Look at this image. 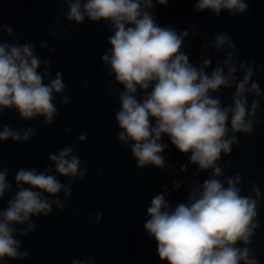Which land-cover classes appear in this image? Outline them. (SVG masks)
I'll use <instances>...</instances> for the list:
<instances>
[{
  "label": "clouds",
  "instance_id": "clouds-1",
  "mask_svg": "<svg viewBox=\"0 0 264 264\" xmlns=\"http://www.w3.org/2000/svg\"><path fill=\"white\" fill-rule=\"evenodd\" d=\"M65 5L61 16L47 26L50 36L57 37L61 18L77 26L86 20L103 22L108 29L110 45L100 57L102 67L114 77L106 87L110 96L119 100L114 114L121 146L130 150L138 169L154 167L171 172L166 163L169 145L188 157L179 166L185 173L189 165L196 169L185 200L173 203L171 192L179 191L184 181L165 184L151 197L143 228L156 242V253L167 264H259L258 250L251 247L256 230L261 227L259 213L264 193L252 181L243 194L242 174H226L233 147H240V135H254L264 121L259 119L264 89L253 79L264 65L242 60L230 33L216 32L211 40L195 22L178 31L175 26H161L155 15L156 5L167 6L169 0H59ZM193 12H211L219 18L222 12L232 17L249 11L251 0H192ZM62 32L67 36L69 26ZM3 34L11 39L6 42ZM203 35L201 55L194 64L184 49L190 41ZM187 41V42H186ZM41 50L54 56L56 48L47 41ZM213 50L222 58L213 67V58L204 55ZM211 70L209 71V69ZM42 69V70H41ZM85 84L89 81L85 79ZM63 73L55 71L52 60L41 59L35 45L20 42L13 28L3 23L0 10V142H27L37 135L34 126L13 127L3 123L5 110H15L20 120L43 118L51 125L61 106L72 103L65 95ZM223 90H232L230 103H223ZM251 98V100H250ZM65 135L71 129L64 128ZM167 137L168 143L163 142ZM76 139L83 142L87 133ZM42 168L20 167L9 181L10 168L3 166L0 155V264L9 260L23 261L29 252L18 237H28L37 229L34 217H48L55 209L63 212L72 197L76 180H84L86 161L65 145L47 156ZM98 173L102 169H97ZM207 178L200 180L201 173ZM60 177L67 178L62 182ZM63 193V199L60 198ZM7 197L6 206H4ZM79 209L76 210L78 214ZM97 212L92 223H99ZM71 264H95V257L74 258Z\"/></svg>",
  "mask_w": 264,
  "mask_h": 264
},
{
  "label": "water",
  "instance_id": "water-1",
  "mask_svg": "<svg viewBox=\"0 0 264 264\" xmlns=\"http://www.w3.org/2000/svg\"><path fill=\"white\" fill-rule=\"evenodd\" d=\"M193 7L192 0H169L167 6L156 5L157 22L161 26L173 25L178 31L188 29L191 33L189 24L195 21L207 33L208 40L216 32L226 31L231 34L242 60H254L264 65V0H251L249 11L243 15L232 17L222 12L218 19L207 10L193 12ZM0 10L3 23L13 28L21 43L32 42L41 59L52 60L53 77L57 70L63 73L67 85L65 95L72 99L71 104L62 107L60 97H56L59 111L49 126L43 125L42 117L22 121L15 110H5L4 124L13 127L32 125L37 130V135L27 142H0L2 164L11 170L9 181L14 182V173L20 167L42 168L49 163L48 154L65 145L74 147L86 161L83 167L87 168L84 180H76L65 210L60 212L53 206V213L48 217H34L38 226L30 236L18 237L29 257L23 261L9 260L8 264H71L74 258H85V254L94 256L95 264H167L159 259L155 240L149 239L143 228L146 209L151 197L165 184L171 190L175 179L183 180L184 184L179 191L171 192L170 199L173 203L185 200L196 166L189 165L188 171L181 173L179 166L186 163L188 157L169 145L165 156L166 163L174 165L171 172L154 167L138 169L130 150L121 146L114 118L120 104L117 97L108 94L106 86L110 82L114 87L122 86L108 75L100 60L110 47L108 29L102 21L86 20L77 26L68 25L61 18L57 37L53 39L46 29L65 10L59 0H0ZM66 25L71 29L67 36L61 30ZM3 39L11 42L7 34H3ZM204 39L203 35L197 36L184 49L194 64L202 54ZM44 41L56 48L54 56L49 57L47 50L40 49L39 45ZM204 55L213 58V67L222 58V53L217 54L211 49ZM85 79L89 81L87 84ZM253 79L264 89V71H259ZM231 91L223 90V103H230ZM261 109L258 116L264 121V98ZM66 127L71 129L70 135H65ZM80 133H87L83 142L76 139ZM239 135L241 146H234L231 155L224 157L225 162H232L226 174H242L244 195L249 194L252 181H256L264 193V123L256 127L251 137ZM163 142L168 143L167 137ZM97 169L102 172L98 173ZM207 175V172L201 173L200 180ZM60 179L67 182L65 177ZM59 195L63 199V193ZM6 203L7 197L4 206ZM97 212L102 213V217L94 224L89 220V213L94 218ZM259 220L261 227L256 230L251 247L258 250L259 264H264V200L261 201Z\"/></svg>",
  "mask_w": 264,
  "mask_h": 264
}]
</instances>
